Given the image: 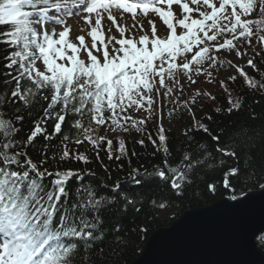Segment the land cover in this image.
<instances>
[{
	"label": "snow or ice",
	"instance_id": "1",
	"mask_svg": "<svg viewBox=\"0 0 264 264\" xmlns=\"http://www.w3.org/2000/svg\"><path fill=\"white\" fill-rule=\"evenodd\" d=\"M256 47L264 52V0H0V264H100L109 236L122 250L128 231H148L108 228L105 213L172 205L133 191L156 182L182 201L225 169L203 194L220 192L230 207L264 196V158L255 154L264 151V124L197 119L194 109L216 95L192 88L204 76L229 97L211 112L242 111L244 98L229 89L237 76L221 79L219 70L235 68L264 95ZM248 48L253 74L223 55L242 58ZM184 112L191 123L171 137ZM136 145H150L160 163L132 168Z\"/></svg>",
	"mask_w": 264,
	"mask_h": 264
},
{
	"label": "water",
	"instance_id": "2",
	"mask_svg": "<svg viewBox=\"0 0 264 264\" xmlns=\"http://www.w3.org/2000/svg\"><path fill=\"white\" fill-rule=\"evenodd\" d=\"M261 232L264 196L235 207L220 198L152 231L129 264H264Z\"/></svg>",
	"mask_w": 264,
	"mask_h": 264
},
{
	"label": "trees",
	"instance_id": "3",
	"mask_svg": "<svg viewBox=\"0 0 264 264\" xmlns=\"http://www.w3.org/2000/svg\"><path fill=\"white\" fill-rule=\"evenodd\" d=\"M251 49V57H253V50ZM256 52H260V49H255ZM264 57V52H260L259 56H255L254 63L257 64L258 67L264 69V63H261V58ZM249 74H253V70L247 66V70H245ZM257 75V79H259V74ZM237 79L235 82L229 84V89L233 93V97L239 93L245 100V108L238 112L233 113L231 116H223L218 115L214 112H211V109L216 107L227 108L228 106V94L219 88V93L216 94V100L214 102L208 101L204 105L203 111H200L199 115H196L197 119L203 116L205 113H209L213 116V119L217 123L227 124L229 122H241L247 121L253 126L257 127L259 130V126L264 124V95H260L255 91L251 90L249 87L245 85V80L243 77H240L238 73H236ZM259 101L258 104L254 103V101ZM254 111L259 117L257 120L253 121L249 119L250 112ZM39 114H41V110L37 106L33 110V118H36ZM179 122L181 128L178 131H171L169 135L171 137H176L179 135L180 130L191 123V117L187 112H184L182 115L179 113ZM26 127L25 131H28L31 128V121L28 120L25 122ZM214 126V125H213ZM149 130L154 131L151 125H149ZM136 136V134H133ZM139 138V137H137ZM133 147V143H129V148ZM136 151L140 154L139 157H133L131 162V167L136 168L140 165H144L145 167H150L151 165L158 164L161 161V157L158 155L155 159L152 158L151 152L152 148L149 147L145 150L140 148L138 145L135 146ZM257 159L264 158V151L258 150L256 153ZM107 163V161H105ZM231 160H228V164L231 165ZM73 167H79V165H72ZM125 171L129 170V165L126 161H124ZM89 167H95L99 172V165H89ZM112 168H116L115 162L112 163ZM225 169H219L215 172H210L205 175L204 181L200 185V190L202 192L201 195H193L189 193L182 201L176 200L174 197H170V194L167 190H162L159 186L158 182L154 183L152 186H145L144 188L133 189V191H141L148 195L149 198L155 197L157 200L160 199H172V205L166 209H164V213H159V209L150 208L148 203L145 202L142 211L140 213H135L130 207L127 213H122L118 211H110L105 213L106 219V227L111 228L114 227L116 223H120L122 226V231L130 230L135 227V225L147 224V234H138L132 231H128V239L129 246L126 249H119V245L112 243V238L109 236L104 244V259L100 262V264H129L132 260H134L140 253L143 247V244L146 238L150 235L152 231L159 227L169 225L178 215L190 208L200 207L207 204L212 203L215 200L221 198V193L218 192L215 196H209L207 194H203L204 184L212 181H220L223 177V171ZM101 175H104L102 172ZM123 175L118 171H112V177L115 179L117 176ZM260 237V236H259ZM258 240V239H257ZM259 246L264 249V237H261L258 240ZM117 251L119 254L117 257H113V252Z\"/></svg>",
	"mask_w": 264,
	"mask_h": 264
},
{
	"label": "rangeland",
	"instance_id": "4",
	"mask_svg": "<svg viewBox=\"0 0 264 264\" xmlns=\"http://www.w3.org/2000/svg\"><path fill=\"white\" fill-rule=\"evenodd\" d=\"M176 11H178V9ZM129 22H130V20H129ZM69 23H71V21H69ZM157 26L160 29H163L165 27L159 21L157 22ZM146 27H147V25H146ZM75 34H77V33L74 30V35ZM78 34H83V33H78ZM88 39L89 38L86 37V40H88ZM253 43L255 44V42H253ZM245 47H247V46H245ZM256 49H259V47H256ZM241 50L243 51V48ZM223 55H225L226 60H232L233 63H235L237 65H241L244 67V70H247V60L251 57L252 54H251L250 48H248V55L243 56L242 58H236L235 53H232V55H230V56H228L227 54H223ZM219 71H220V78L221 79L225 78L226 76L236 75V69L229 67L227 64H225V67L223 69H220ZM199 80H200V82L198 84L192 86L193 89H195V88L206 89V90L213 92L215 95L219 93V89H218L219 86L218 85H211V84L205 83V77L204 76H201L199 78ZM188 95H191L190 91L185 92V96H188ZM171 107H172V105L168 104L165 107L164 111L167 112L168 109H170ZM194 111L196 112V115L200 114V111L197 108L194 109ZM173 123L175 126L172 127L171 131H178L181 128L180 122H177L176 118L174 117ZM164 125L166 128L169 127L167 119L164 120ZM158 212L164 213L165 211H164V209H159Z\"/></svg>",
	"mask_w": 264,
	"mask_h": 264
},
{
	"label": "bare ground",
	"instance_id": "5",
	"mask_svg": "<svg viewBox=\"0 0 264 264\" xmlns=\"http://www.w3.org/2000/svg\"><path fill=\"white\" fill-rule=\"evenodd\" d=\"M174 10H177L176 6H174ZM128 22H129V21H128ZM130 22H131V21H130ZM130 22H129V23H130ZM104 23L107 24V23H109V22L105 21ZM105 35H107V33H105Z\"/></svg>",
	"mask_w": 264,
	"mask_h": 264
}]
</instances>
